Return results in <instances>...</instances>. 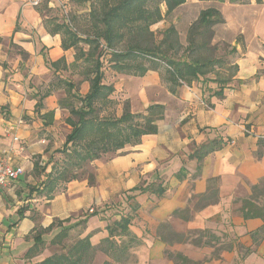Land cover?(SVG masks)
I'll return each mask as SVG.
<instances>
[{
    "label": "crops",
    "instance_id": "obj_1",
    "mask_svg": "<svg viewBox=\"0 0 264 264\" xmlns=\"http://www.w3.org/2000/svg\"><path fill=\"white\" fill-rule=\"evenodd\" d=\"M44 17L45 10L40 11L27 0H0V155L9 153L11 163L24 170L16 181L0 186V264H29L49 255L46 247L30 258L25 253L33 236L57 221L75 224L88 215L81 236L93 231L90 241L98 244L107 236L106 220L89 209L97 212L111 198L118 208H123L121 192L143 182H160L166 191L161 196L141 193L136 197L139 208L130 230L141 243L131 249L138 257L134 264H173L164 257L165 248L201 259L221 245L220 240L216 246L214 242L167 246L156 235L159 222L165 220L177 232L203 228L211 231L230 222L235 230L232 236L238 237L244 251L235 241L229 242L232 248L221 250L220 258L207 264H234L238 257H243L238 264H264V237H251L263 220L243 219L237 211L239 202L235 201L248 196L250 185L258 180L262 179L264 185V155H255L258 139L264 138V23L254 22L247 34L238 30L237 34L245 36L232 42L237 71L223 88L221 98L196 82L177 86L172 93L155 70L135 76L109 69L111 75L104 82L114 86L113 98L119 102L127 99L133 112H142L153 103L163 104L164 117L157 121V131L143 135L140 143L126 145L105 160L101 157L93 161L94 185L85 178L72 180L65 191L47 199L37 189L50 169L51 159L59 154L54 150L63 140L56 136V125L68 112L57 102L58 91L63 89L42 99V107L36 111L38 86L54 75L45 59L53 62L63 57L70 64L74 49H62L61 36L45 29ZM63 70L67 69H58L56 74L75 82V76L68 78L61 74ZM77 80L82 81L79 93L85 94L89 82ZM49 111H53V120L44 126L49 116L43 115ZM120 111L119 103L116 114ZM213 138H222L225 144L202 159L197 174L198 162L189 155L196 145ZM211 177L218 178L219 198L195 209L192 195L204 193ZM186 206L189 219L171 216L173 210ZM56 231L57 227H53L42 237L48 239ZM96 256L108 259L99 252Z\"/></svg>",
    "mask_w": 264,
    "mask_h": 264
},
{
    "label": "trees",
    "instance_id": "obj_2",
    "mask_svg": "<svg viewBox=\"0 0 264 264\" xmlns=\"http://www.w3.org/2000/svg\"><path fill=\"white\" fill-rule=\"evenodd\" d=\"M77 6L86 5V12L76 15H65L61 7L55 3L48 7L46 2L41 3L39 10H45L43 24L50 34L61 36L63 50L74 49V60L67 64L61 57L56 61L45 59L47 67L54 72L56 80L50 81L45 92L38 91V101L35 110L42 107V99L54 89L62 88L65 92L63 100L58 105L65 108L68 115L64 122L70 127L64 141L54 153L49 171L37 189L41 196L51 199L54 194L66 190L72 180L86 178L90 185L95 183L93 173L84 172L86 167L102 156L115 155L126 145L140 143L143 135L157 131V121L163 119L165 107L163 104L153 103L142 112L131 111L127 99L120 103L113 98L114 86L106 84L105 68L116 72L135 76H143L148 70H155L168 83V89L175 92L177 86L191 85L196 82L204 90L221 98L223 88L235 76L237 66L233 71L221 75L214 71L215 67L225 65L223 57L211 55L210 39L213 36V26L224 22L221 12L215 7H208L200 11L198 17L190 24L186 34V45L182 46L177 30L169 26L159 32L158 37L150 30L151 25L169 16L186 0H68ZM225 1V0H216ZM229 2L248 3L249 0H226ZM261 3V0H255ZM52 12V13H51ZM60 13V15H58ZM122 47V48H119ZM234 52L235 48H231ZM104 64H107L105 67ZM79 70L82 80L89 82V90L85 94L79 93L77 83L56 74L58 69ZM214 73L213 76H210ZM121 105L120 114H116L117 105ZM47 114V115H46ZM43 116L48 117L44 126L50 125L53 120V111ZM225 144L222 138H213L195 146L190 158L196 159L198 164L196 173L201 168L202 159L220 149ZM257 157L264 155V138L258 139ZM180 171V170H179ZM85 173V174H84ZM178 175V172H177ZM132 194L127 198L128 210H118L119 217L110 219L107 213L108 203L93 214L99 213L106 220L107 236L98 244L91 243L93 231L79 236L74 243L64 246V239L77 225L83 227L88 215L75 224H62V221L52 223L46 229L37 232L32 238V244L26 250L25 256L30 258L40 254L45 245H58L60 252H53L39 261L29 264H95L93 257L97 251L103 252L108 260L100 264H127L132 258L131 249L141 243V239L133 234L130 225L136 216L139 204L135 202L136 194L149 192L161 196L166 186L160 182L148 184L140 183L130 189ZM218 178L207 180V189L202 194L192 195L196 199L194 208L202 207L218 200ZM239 202L238 213L243 219L260 218L261 227L251 233L253 240L264 237V185L260 179L250 185L248 196L235 200ZM124 212V213H123ZM171 216L190 218L189 208L175 209ZM57 227V231L48 239L42 234ZM157 237L167 246L173 243H190L194 246L217 245L220 237L208 228L194 229L186 233L175 231L168 220L159 222L156 229ZM238 241V240H236ZM218 250L211 253L210 258H220V251L231 249L229 242H220ZM241 248L242 245L237 243ZM164 257L173 264H206L210 258L202 260L192 259L180 251L169 248L163 250ZM213 256V257H212Z\"/></svg>",
    "mask_w": 264,
    "mask_h": 264
},
{
    "label": "rangeland",
    "instance_id": "obj_3",
    "mask_svg": "<svg viewBox=\"0 0 264 264\" xmlns=\"http://www.w3.org/2000/svg\"><path fill=\"white\" fill-rule=\"evenodd\" d=\"M64 5L66 6V8L68 9V15L72 16L73 14L76 15V13H83L86 12L87 6L83 5V6H77L74 3H71L69 1H66L64 3ZM208 7H215L217 8L223 18H224V22L223 23H219L213 26V36L210 39V46H212V51H211V55L216 56V57H223L224 63L225 65L221 66H217L215 67L214 71L220 72L221 75H225L228 74L229 72L233 71V59L235 57V51L232 52L231 48H233L232 42L233 40L237 41V40H241L243 39V37L245 35L243 34H237L239 29L244 30L245 34H247L250 31V27L254 22H260V23H264V0H261V3H257L255 0H249L248 3H237V2H229V1H216V0H186L183 4H181L180 6H178L169 16L165 17L164 19H162L161 21L151 25L150 30L154 33L155 36L158 37L159 32L166 29L169 26H174L177 30V34H178V38L179 41L181 43L182 46L186 45V34H187V30L188 27L190 26V24L192 22H194L196 20V18L198 17L199 13L201 10L208 8ZM84 14V13H83ZM122 48V47H119ZM105 67L107 66V64H104ZM109 68L106 67L105 68V78L110 76L111 73H108ZM160 73L163 74V70L160 69ZM61 74L68 76V78L75 76L76 79L75 82L77 83V87L78 90L81 89L80 83L82 81H78V78H82L81 75L79 74V70H71V69H67V70H63V72H61ZM214 73H211L210 76H213ZM55 75L52 76V78L50 79V81H55ZM77 80V81H76ZM49 81V82H50ZM49 82H43L41 83L38 88L40 90V93L45 92V90L48 87V83ZM59 89L62 88H56L53 91H57ZM52 93V92H51ZM64 92L62 90L58 91V99L57 102L59 103L60 100H63L64 98ZM120 103H122V101H120ZM65 115H62V118L60 119V122L56 125L57 128V132H56V136L58 139H61L64 141V137L66 135V133L68 132L67 126L65 125L64 122V117ZM62 143L59 144V146ZM112 156V155H111ZM109 155L106 156H102L103 160H105V158L107 157H111ZM86 173H93L95 180H96V176H95V172H94V165L93 162L88 165L85 169ZM85 174V173H84ZM86 179V178H85ZM95 184V183H94ZM93 184V185H94ZM123 197L121 201L122 203H125V206L123 208H118V210H123L124 212H126L128 210V203L132 202V199H128L127 195L128 194H132V192L129 190H124L123 192ZM144 193H149V192H144ZM141 194V193H139ZM136 194L134 200L136 201V197L139 195ZM191 201H194L191 199ZM116 200L114 198H111V200H109L107 203V205H110L107 209V213H104L106 216L107 214H109V218L115 219L117 217L118 214H115V208L117 207V204H115ZM196 202V199H195ZM120 203V202H119ZM138 203V202H137ZM121 204V203H120ZM105 205V203L103 204V206ZM117 209V208H116ZM96 212L95 209L93 210L92 213ZM123 212V213H124ZM91 213V214H92ZM222 223L221 225L224 226H217L216 229H211V231H214L216 233L214 234H218L219 233V237L221 242H234L237 244L239 243L238 237L236 236V238H234L232 236V232L235 230H233V225L230 224V222H226ZM228 225V226H226ZM231 227V228H230ZM105 228V227H104ZM83 227L81 226H77L74 227L73 229L70 230L69 232V236L64 239V246H68L71 245L72 243H74L76 241L77 238H79V236H81V233H83ZM106 230V228H105ZM190 230H194V229H187L184 230L182 232L186 233ZM233 230V231H232ZM51 235H48V238ZM230 240V241H229ZM241 244V243H240ZM46 248H48L49 250V254L53 253V252H60L61 248L58 245H45ZM239 250L244 251V248H239ZM133 254H132V258L135 259L127 264H134L137 260L138 257L136 255V253H134V250H132ZM100 254L102 253V255L104 254L101 251H97ZM96 252V253H97ZM222 252V251H221ZM220 252V254H221ZM96 253L93 257V263L95 264H100L101 262H103V258H99L96 256ZM219 254V255H220ZM211 254H207L206 256H204L201 259L198 260H202L204 258H210ZM213 257V256H212ZM243 257H238V259L236 260V258H234V264H238L239 261L242 260ZM213 258H210V260H208V262H210ZM108 260V259H106ZM206 262V264L208 263ZM151 263V262H150ZM145 264H148L147 262H145Z\"/></svg>",
    "mask_w": 264,
    "mask_h": 264
},
{
    "label": "built area",
    "instance_id": "obj_4",
    "mask_svg": "<svg viewBox=\"0 0 264 264\" xmlns=\"http://www.w3.org/2000/svg\"><path fill=\"white\" fill-rule=\"evenodd\" d=\"M67 0H27V2L32 6H39L41 3L46 2L48 5H53L57 3L63 14H68V9L64 5ZM23 168L21 166L13 165L11 163V155L9 153H4L0 155V186H8L12 182L16 181L18 177L23 173ZM89 212H93V208L89 209Z\"/></svg>",
    "mask_w": 264,
    "mask_h": 264
}]
</instances>
